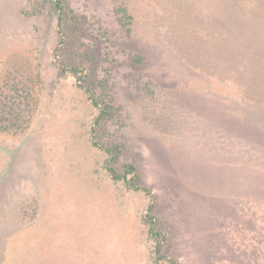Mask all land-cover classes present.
<instances>
[{
	"label": "rangeland",
	"instance_id": "1",
	"mask_svg": "<svg viewBox=\"0 0 264 264\" xmlns=\"http://www.w3.org/2000/svg\"><path fill=\"white\" fill-rule=\"evenodd\" d=\"M53 1L0 0V264H151L148 200L93 137L138 167L179 264H264V0H65L59 52Z\"/></svg>",
	"mask_w": 264,
	"mask_h": 264
},
{
	"label": "trees",
	"instance_id": "2",
	"mask_svg": "<svg viewBox=\"0 0 264 264\" xmlns=\"http://www.w3.org/2000/svg\"><path fill=\"white\" fill-rule=\"evenodd\" d=\"M53 11L57 16V36L59 39L57 52H59L67 46L77 44L79 38L77 31L80 20L65 0H54ZM57 68L60 79H66L69 76L76 78L79 88L84 91L92 105L98 110V115L94 121L96 127H100L102 124L110 122L115 118L118 109L113 103L112 96L108 93L96 96L88 85L87 76L84 75L78 66L60 63L57 65ZM92 145L103 150L107 155L105 167L113 182H122L128 190L141 192L148 200L146 211L141 217V222L147 231L148 239L151 243L150 263L179 264L177 259L170 257L166 252L169 237L164 233L160 219L157 217L158 207L153 191L143 183V177L138 167L133 163H125L120 169L117 168L122 154V146L120 145L105 146L96 141L95 137H93ZM5 263L6 259L1 264Z\"/></svg>",
	"mask_w": 264,
	"mask_h": 264
}]
</instances>
